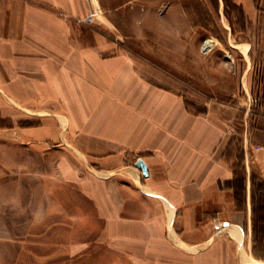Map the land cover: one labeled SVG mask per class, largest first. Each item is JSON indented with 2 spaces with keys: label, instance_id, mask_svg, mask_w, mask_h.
<instances>
[{
  "label": "crops",
  "instance_id": "1",
  "mask_svg": "<svg viewBox=\"0 0 264 264\" xmlns=\"http://www.w3.org/2000/svg\"><path fill=\"white\" fill-rule=\"evenodd\" d=\"M237 2L248 22L264 14V0ZM97 5L0 0V147L15 139L63 155V174L99 220L102 264H264L253 250L250 180L252 171L264 179V77L251 51L235 46L243 91L192 113L181 94L142 78L101 21H113L111 10ZM95 8L97 25L78 22ZM233 138L244 157V208L228 187Z\"/></svg>",
  "mask_w": 264,
  "mask_h": 264
},
{
  "label": "rangeland",
  "instance_id": "2",
  "mask_svg": "<svg viewBox=\"0 0 264 264\" xmlns=\"http://www.w3.org/2000/svg\"><path fill=\"white\" fill-rule=\"evenodd\" d=\"M99 2L103 12L111 10L113 21H101L120 36L119 50L135 57L143 79L181 94L189 112L204 113L210 100L231 101L243 91L246 63L238 43L251 51L257 78L264 77V14L248 22L237 0ZM207 40L214 44L204 50ZM14 141L0 147V264H102L99 220L63 174V155ZM230 156L241 177L236 146ZM84 242L87 252L69 251Z\"/></svg>",
  "mask_w": 264,
  "mask_h": 264
},
{
  "label": "trees",
  "instance_id": "3",
  "mask_svg": "<svg viewBox=\"0 0 264 264\" xmlns=\"http://www.w3.org/2000/svg\"><path fill=\"white\" fill-rule=\"evenodd\" d=\"M241 7V6H240ZM241 10L244 12L243 8ZM247 16V15H246ZM238 139L233 138L230 145L225 152V158L230 162L233 148L236 146L239 150V160L240 165H243L244 157L239 146ZM232 166V164H231ZM234 171V178L232 181L228 182V187L235 192L236 202L238 208H244L247 201V177L245 173V168L243 165V174L239 177V173ZM251 199H252V224H253V242H254V252L257 249L263 254L264 257V179L256 172L252 171L251 174Z\"/></svg>",
  "mask_w": 264,
  "mask_h": 264
},
{
  "label": "built area",
  "instance_id": "4",
  "mask_svg": "<svg viewBox=\"0 0 264 264\" xmlns=\"http://www.w3.org/2000/svg\"><path fill=\"white\" fill-rule=\"evenodd\" d=\"M90 2L94 5V0H90ZM100 14V10L95 8L88 16L84 18L78 19L79 23H87V24H94L97 20V16Z\"/></svg>",
  "mask_w": 264,
  "mask_h": 264
},
{
  "label": "water",
  "instance_id": "5",
  "mask_svg": "<svg viewBox=\"0 0 264 264\" xmlns=\"http://www.w3.org/2000/svg\"><path fill=\"white\" fill-rule=\"evenodd\" d=\"M136 166L140 168L145 174H147V165L143 161V159H138L136 162Z\"/></svg>",
  "mask_w": 264,
  "mask_h": 264
},
{
  "label": "bare ground",
  "instance_id": "6",
  "mask_svg": "<svg viewBox=\"0 0 264 264\" xmlns=\"http://www.w3.org/2000/svg\"><path fill=\"white\" fill-rule=\"evenodd\" d=\"M214 42L212 40H207L204 45H203V49L204 50H208L209 48H211L213 46ZM230 57V56H229Z\"/></svg>",
  "mask_w": 264,
  "mask_h": 264
}]
</instances>
